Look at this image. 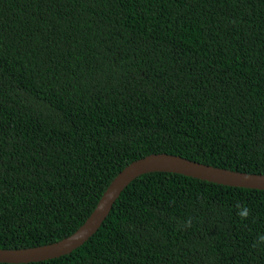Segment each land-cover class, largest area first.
I'll list each match as a JSON object with an SVG mask.
<instances>
[{
    "label": "trees",
    "instance_id": "trees-1",
    "mask_svg": "<svg viewBox=\"0 0 264 264\" xmlns=\"http://www.w3.org/2000/svg\"><path fill=\"white\" fill-rule=\"evenodd\" d=\"M151 154L264 175V0H0V249L70 236ZM259 234L264 190L153 172L27 264H264Z\"/></svg>",
    "mask_w": 264,
    "mask_h": 264
},
{
    "label": "water",
    "instance_id": "water-1",
    "mask_svg": "<svg viewBox=\"0 0 264 264\" xmlns=\"http://www.w3.org/2000/svg\"><path fill=\"white\" fill-rule=\"evenodd\" d=\"M153 172L175 173L229 187L264 190V175L262 174H248L213 167L175 155L151 154L131 162L117 174L104 191L90 216L73 234L55 243L40 247L15 250L0 249V263L27 264L69 254L96 233L114 202L130 182L139 176Z\"/></svg>",
    "mask_w": 264,
    "mask_h": 264
},
{
    "label": "clouds",
    "instance_id": "clouds-1",
    "mask_svg": "<svg viewBox=\"0 0 264 264\" xmlns=\"http://www.w3.org/2000/svg\"><path fill=\"white\" fill-rule=\"evenodd\" d=\"M236 208L238 209L237 215L240 217L242 221H245L249 218L251 214V210L246 206L237 203ZM193 220L194 217L189 216L186 220H184L181 224L178 225V227L181 230H186L188 228H191L193 226ZM254 248H261L264 247V234H259L256 238V240L253 242Z\"/></svg>",
    "mask_w": 264,
    "mask_h": 264
}]
</instances>
